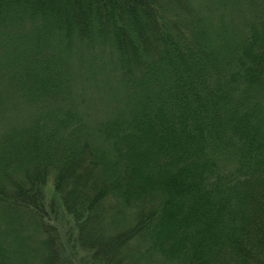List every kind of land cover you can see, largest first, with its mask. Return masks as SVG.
I'll return each mask as SVG.
<instances>
[{
  "label": "trees",
  "instance_id": "trees-1",
  "mask_svg": "<svg viewBox=\"0 0 264 264\" xmlns=\"http://www.w3.org/2000/svg\"><path fill=\"white\" fill-rule=\"evenodd\" d=\"M191 2L0 0V264H264V0Z\"/></svg>",
  "mask_w": 264,
  "mask_h": 264
},
{
  "label": "rangeland",
  "instance_id": "rangeland-1",
  "mask_svg": "<svg viewBox=\"0 0 264 264\" xmlns=\"http://www.w3.org/2000/svg\"><path fill=\"white\" fill-rule=\"evenodd\" d=\"M192 6L196 11L202 12L211 16V18L216 22L219 18V12L214 10L211 11V7L204 3V0H192ZM214 8V7H213ZM222 14V13H221ZM221 17V15H220ZM77 52H75L76 54ZM81 56V60L78 58L80 55H74L72 63L79 70L88 71L91 74V78H87L88 76L82 75L81 77H77L76 82V93L77 98L82 105L83 111L91 114L93 117L101 116L104 111H107V87L105 82H111L110 80H106L108 78V74L106 72L101 71L100 68L96 66L92 61L88 59L89 54H83ZM75 58V61H74ZM86 60V62H85ZM88 62V63H87ZM93 69H95L94 72ZM48 190L52 189V179L47 182L46 185ZM113 226H109L112 228ZM30 237L27 240H24L23 246L26 245V250L30 254H34L40 256L43 250L42 242L40 236H38L35 232H33V228L29 227L27 232ZM24 234V232H23ZM76 249V250H75ZM78 251L77 264L86 263V257L83 248H81L78 244L75 243L72 251ZM79 259V261H78ZM127 264H154L151 262L138 260L136 256L128 260Z\"/></svg>",
  "mask_w": 264,
  "mask_h": 264
}]
</instances>
